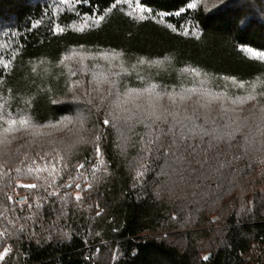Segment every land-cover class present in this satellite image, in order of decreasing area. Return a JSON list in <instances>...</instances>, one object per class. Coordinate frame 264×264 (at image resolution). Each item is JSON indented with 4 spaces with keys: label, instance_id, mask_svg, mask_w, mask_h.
Wrapping results in <instances>:
<instances>
[{
    "label": "trees",
    "instance_id": "trees-1",
    "mask_svg": "<svg viewBox=\"0 0 264 264\" xmlns=\"http://www.w3.org/2000/svg\"><path fill=\"white\" fill-rule=\"evenodd\" d=\"M149 84L175 119L110 107ZM262 94L264 0H0V264H264Z\"/></svg>",
    "mask_w": 264,
    "mask_h": 264
},
{
    "label": "snow or ice",
    "instance_id": "snow-or-ice-1",
    "mask_svg": "<svg viewBox=\"0 0 264 264\" xmlns=\"http://www.w3.org/2000/svg\"><path fill=\"white\" fill-rule=\"evenodd\" d=\"M125 2H127V0H125ZM116 3L119 4L120 0H116ZM190 7H194V5H189ZM135 10V9H134ZM57 31H59V29H57ZM249 51H252L251 49ZM253 55H255V52H253ZM66 59H70L71 57H65ZM4 67H7V65H5ZM33 71H35V69H33ZM91 83V82H90ZM115 86V82H109L108 87L109 89L113 88ZM243 87V86H241ZM252 89L253 91L248 93L246 96L243 97L244 101H250V100H254V99H258L259 97L255 96L254 93L256 91V86L252 85ZM95 91L99 92V85H97V87L94 89ZM91 91V89H90ZM186 91L188 92H192L194 91V89H187ZM113 95V93L110 91L109 92V96ZM264 95V94H262ZM108 99V97H104L102 96L100 98V102L101 104H103L106 100ZM167 100V105L163 103L164 100ZM177 99H179L180 101H185L187 99V97L184 94H177L174 92H162V91H156V86L154 84H149L147 86L144 87H140V88H136V87H125V89L123 90V92L121 91H117L115 92V98L109 101V105L112 109H119L122 112H129L130 109L128 108V105H131V109H133L135 111L136 114V118L138 120V122H144V121H148L151 120L152 123H167L168 117L171 116L173 119H175L176 117V112L173 111V108L176 105V101ZM238 100L240 98H237ZM89 103H91V101H88ZM199 107L204 108L206 105L203 103H200L199 101H197ZM259 111L262 114V120H264V107H261L259 109ZM107 115L112 116L113 113L110 111L107 113ZM118 117H113V119H117ZM131 118V117H128ZM126 118V119H128ZM186 119H188L190 122H192L193 124V128H199V129H203V125H196L192 119V117H186ZM7 127H5L3 129V131L5 133L10 132L13 129H16L17 131H28L29 128H31V132L30 135H32L33 137H40V136H50L51 133L49 132H44L41 131L40 126H37L36 124H31L29 120L25 119V118H20L19 120H14V119H8L5 121ZM110 123V121L108 119H104L103 120V124L104 126H108ZM205 123H207V118H205ZM18 125V127H17ZM43 127H51V128H55V125H48L45 124ZM173 127V125H169V130H171V128ZM81 129H83V123H81ZM240 131V126L237 125L236 128L232 129L231 131L224 133L222 136H218L216 135V130L213 129L212 130V139L214 140H231L233 135L236 132ZM210 133L205 130L203 131V135H209ZM99 140V137H95L93 140V143H96V141ZM77 144H84V143H88V139L86 136L81 135L79 136V139L76 142ZM160 137L157 136L155 138V140H150L149 144H155L157 146V150H159V146H160ZM173 144H175V140H173ZM75 145H69L68 147L65 148L64 152H65V156H61V154L59 152H57V162L63 161L64 159L67 158V156L71 153L73 147ZM152 149L150 148L149 151H151ZM53 151H55V149H53ZM95 154L96 156L99 158L101 155V149L99 146L95 147ZM27 155V154H25ZM45 155H47V153H45ZM261 163H264V161H261ZM36 161L32 160V165H35ZM84 167L83 164H78L76 166V170L79 171L80 168ZM65 168H67V164H65ZM17 172L20 171L19 168L16 169ZM43 171H47V169H44L42 167H28L27 168V172L28 173H40ZM39 179V177H37ZM21 187H27V188H35L37 185L35 184H26V185H20ZM76 187H80V185H76ZM76 200H80L81 197L79 195H77L75 197ZM97 215H99V213H97ZM8 249L5 248L3 249V251H0V261L5 259V254L7 253ZM202 259L207 260L208 257H202Z\"/></svg>",
    "mask_w": 264,
    "mask_h": 264
},
{
    "label": "water",
    "instance_id": "water-1",
    "mask_svg": "<svg viewBox=\"0 0 264 264\" xmlns=\"http://www.w3.org/2000/svg\"><path fill=\"white\" fill-rule=\"evenodd\" d=\"M70 186H71V184H68V185H67V188H69ZM17 200H18V201H22V200H23V197H18Z\"/></svg>",
    "mask_w": 264,
    "mask_h": 264
}]
</instances>
